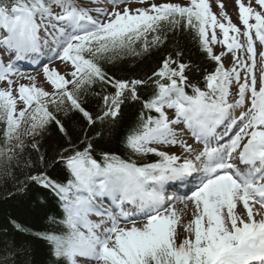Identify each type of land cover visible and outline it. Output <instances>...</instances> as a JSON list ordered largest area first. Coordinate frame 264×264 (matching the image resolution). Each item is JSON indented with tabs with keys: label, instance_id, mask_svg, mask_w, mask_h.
Returning <instances> with one entry per match:
<instances>
[{
	"label": "snow or ice",
	"instance_id": "snow-or-ice-1",
	"mask_svg": "<svg viewBox=\"0 0 264 264\" xmlns=\"http://www.w3.org/2000/svg\"><path fill=\"white\" fill-rule=\"evenodd\" d=\"M129 2L106 0L111 5L109 10L105 6L83 7L77 0H0V30L5 33L0 36V46L9 54L14 52L16 60L38 61L46 55L49 62H39L52 89L38 86L36 76L29 75L23 77L29 83L17 82L14 95L10 76L18 69L14 61L5 64L0 60V81L7 82L6 87H0V123L4 125L0 159L7 163L14 158L16 148H23L22 134L38 135L55 121L67 135L50 106L57 110L70 107L90 125L109 117L115 121L124 98L138 100L137 87L145 82L109 76L99 60L114 59L124 52L139 55L135 47L138 43L143 52L163 44L166 26L173 32L181 28L194 32L201 50L216 62L213 71H205L204 89L189 82L186 71L191 65L171 56L153 73L155 93L143 102L149 114L141 112L125 142L137 155L159 157L155 162L138 164L107 152L99 162L93 158L89 142L82 151L75 146L61 150L59 162L72 177L67 184L45 173L28 177L51 189L62 202L61 223L67 231L40 234L50 245L54 264H79L78 257L94 260L95 264H264V211L254 210L256 204L264 209V50L258 53V83L253 40L254 31L264 49V0H255L259 10L252 0L247 4L235 0L243 32L220 0L219 16L226 23L212 12L208 0L135 8L129 7ZM118 3H124V7L120 9ZM217 28L222 39L217 37ZM241 35L245 44L240 42ZM216 43L232 53L231 68L221 62L223 52L213 53L210 45ZM245 48L246 59L236 55L235 50ZM180 55L177 52V57ZM53 60L70 62L73 70L68 75L72 78L50 67ZM238 68L244 69L243 82ZM97 81L114 91L103 96L101 112L94 120L82 106L79 94ZM233 81L238 88L236 98L230 101ZM189 87L191 94L186 91ZM18 100L23 103L19 110ZM165 108L173 109L174 115L169 116ZM236 109H240L239 116L234 115ZM180 124L202 148L182 138L183 130L175 127ZM221 125L226 127L225 134L238 127L224 143L217 134ZM154 144L179 145L182 154L159 150ZM32 147L38 150L36 143ZM70 151L72 155H68ZM165 185L183 186L187 191L181 196H166ZM98 197H108L120 211L114 215L102 203H96ZM177 202L182 209L176 208ZM189 202L194 209L192 219L183 225L187 235L177 243V227ZM126 203L133 206V211H124ZM241 204L243 213L236 211ZM93 212L101 217L98 222L88 218ZM133 216L143 217V223L120 226L121 219Z\"/></svg>",
	"mask_w": 264,
	"mask_h": 264
},
{
	"label": "trees",
	"instance_id": "trees-1",
	"mask_svg": "<svg viewBox=\"0 0 264 264\" xmlns=\"http://www.w3.org/2000/svg\"><path fill=\"white\" fill-rule=\"evenodd\" d=\"M165 32V42L150 47L147 52L141 51L138 43L135 47L139 55L124 52L116 54L114 59L99 60L109 76L145 82L137 87L138 100L133 101L127 96L124 98L115 121L109 117L90 125L81 113L70 107L57 110L50 106L49 110L64 125L67 135L59 130L55 121L50 122L35 138L22 140L23 148L14 150L15 156L10 163L0 159V264H54L50 245L40 234L60 235L67 231L61 223L64 219L62 202L51 189L29 181L28 177L45 173L62 184L70 180L69 170L59 162L62 149L75 146L76 150L82 151L91 142L93 158L99 162H102V153L105 152L138 164L159 159L151 153L137 155L125 142L128 133L138 124L141 112L145 116L149 114L143 109V102L155 93L153 73L165 58L171 56L173 60L190 64L191 68L186 71L189 82L204 89L205 71L211 72L216 67V62L201 50L194 32L182 28L173 32L167 26ZM177 52L181 53L179 57ZM112 91L114 89L110 86L97 81L86 86L79 94L82 106L92 114L94 120L101 112L103 96ZM186 91L191 94L190 87ZM151 114L155 115L154 112ZM3 127L0 123V146H3ZM33 143H36L38 150L32 147ZM72 154L68 152V155Z\"/></svg>",
	"mask_w": 264,
	"mask_h": 264
},
{
	"label": "rangeland",
	"instance_id": "rangeland-1",
	"mask_svg": "<svg viewBox=\"0 0 264 264\" xmlns=\"http://www.w3.org/2000/svg\"><path fill=\"white\" fill-rule=\"evenodd\" d=\"M208 2L210 4L212 12L217 15V18L221 19L222 22H225L219 16L220 8H219V5L217 3V0H208ZM242 2L247 4L249 2V0H242ZM151 3H156V4H161V3H180L182 5H185V4L188 3V0H149V1H146V2H143V3L135 2V0H130L129 7H132V8H135V7H147ZM220 3H223L225 5V12L231 18L232 22L235 23L237 25V27H239L241 29V32H243V25L240 23L239 18H238V8H237V6L235 4V0H220ZM252 5L254 7H257V9L259 10L258 6L255 5V0H252ZM117 7L122 9L124 7V3H118ZM110 8H111V6H110ZM93 16L95 17V15H93ZM250 22H254V21H250ZM216 33H217L218 39H222V34L220 33V30L218 28L216 29ZM230 35H232V34L230 33ZM210 36H211V30H209V37ZM239 39H240L241 44H245V38L242 35L239 37ZM253 40H254V45H255L256 51H257V57H256V59H257V70H256V74H257V81H259V55H258V53L261 50H264V49H262V46L260 45L259 41L255 39L254 32H253ZM210 46L212 47L214 54H220L222 52L224 53V55L221 57V62L225 65L226 68H231L232 65H233L232 53L228 52L226 46L221 44V43L211 44ZM235 51H236V55L240 56L243 59H246V57H247L246 48L243 49V50H235ZM247 62L251 63V61H247ZM50 67H56L62 74L66 75L67 79H71L72 78L70 75H68V73H70L68 71L69 70H73L72 67H71L70 62L65 64L64 62H62L60 60H57L56 63L54 65L50 66ZM238 70L240 71V74H241V82H243L244 69L238 68ZM37 73L41 74V77H42L41 82L40 81H36L37 85L38 86L42 85L45 88V90L52 91L51 86L45 82V78H44L43 73H42V68L37 70ZM32 74L33 73H27V74H23V75L18 76V77L10 76V79H22V80L14 82V86H13L14 95H16L15 87L17 86V82H19V83H29L27 80L23 79V77L29 76V75H32ZM6 86H7V82L6 81H0V87H6ZM69 87H71V86H69ZM237 88H238V85L236 84L235 81H233L232 86H231L232 95L229 98L230 101H232V100H234L236 98ZM246 98H247V94H246ZM22 107H23L22 101L18 100L17 101V109L19 110ZM165 111L169 114V116L174 115V110L173 109L165 108ZM175 127L177 128V130H181V129L183 130L184 134H183L182 138L185 139L189 144H192L194 147H196L198 149L202 148L201 144H198L194 137H190L189 139H187L188 137L185 135L184 125L183 124H180V125L175 126ZM22 132H23V128H22ZM35 136H33V135H23L22 134L21 135V140H31V139L35 138ZM243 142H246V140L242 141V143ZM13 143H15V141H13ZM152 146L153 147H157L159 150L167 151V152H170V153H175L177 155H181L182 154V150L179 147V145L154 144ZM176 208L178 210L182 209L183 205H181L180 203L177 202L176 203ZM193 211H194L193 206L191 205V202H189L188 208L185 210L184 214L182 215L181 222L178 225L177 230L179 228H181L184 231L183 225L186 224L188 221H190L192 219L191 213ZM133 223H135V224H137V226H139V225H141L143 223V218H139V219H136V220L128 221L126 223H122L120 226L131 227V225ZM108 226H110V225H108ZM81 231H86V229L82 228ZM178 239H179V236H178ZM77 259L79 261V264H95L94 260H88V259L81 258V257H78Z\"/></svg>",
	"mask_w": 264,
	"mask_h": 264
},
{
	"label": "bare ground",
	"instance_id": "bare-ground-1",
	"mask_svg": "<svg viewBox=\"0 0 264 264\" xmlns=\"http://www.w3.org/2000/svg\"><path fill=\"white\" fill-rule=\"evenodd\" d=\"M85 1H89V0H85ZM96 1H98V0H96ZM233 3V2H232ZM91 8V7H90ZM94 12V11H93ZM4 48V47H3ZM5 49V48H4ZM3 56V55H2ZM4 58H7V55L6 56H4ZM3 61V60H2ZM4 62V61H3ZM56 63V62H55ZM55 63H53V64H51L50 66H52V65H54ZM34 63H29V65H33ZM41 65H39L38 64V66H36V67H33L32 68V70H30V71H32V76H36V78H37V80L36 81H40L41 82V80H42V77H41V74H39V73H37V72H35V71H37V69L40 67ZM72 70H69L68 72H71ZM23 74H27V73H18V74H16L14 77H18V76H21V75H23ZM13 80V82H16V81H19V80H22V79H12ZM240 167H243V166H241L240 165ZM254 210H258V208H256V207H254ZM259 211V210H258ZM260 218V216L259 215H257L256 216V219H259Z\"/></svg>",
	"mask_w": 264,
	"mask_h": 264
}]
</instances>
